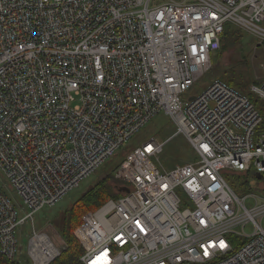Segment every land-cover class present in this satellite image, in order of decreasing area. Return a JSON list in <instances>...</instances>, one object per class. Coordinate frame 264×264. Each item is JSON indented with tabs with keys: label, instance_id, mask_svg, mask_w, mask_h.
<instances>
[{
	"label": "built area",
	"instance_id": "1",
	"mask_svg": "<svg viewBox=\"0 0 264 264\" xmlns=\"http://www.w3.org/2000/svg\"><path fill=\"white\" fill-rule=\"evenodd\" d=\"M227 23L264 43V0H0V172L22 203L0 185L1 257L24 264L18 227L162 112L173 133L126 151L119 196L82 215L81 264H264L262 113L220 78L185 95ZM250 88L264 101V77ZM179 134L196 157L167 167ZM225 169L254 188L238 195ZM65 249L28 238L30 264Z\"/></svg>",
	"mask_w": 264,
	"mask_h": 264
},
{
	"label": "rangeland",
	"instance_id": "2",
	"mask_svg": "<svg viewBox=\"0 0 264 264\" xmlns=\"http://www.w3.org/2000/svg\"><path fill=\"white\" fill-rule=\"evenodd\" d=\"M241 33L243 37L240 40L230 43L224 50L218 49L212 53L210 69L206 73H203L195 84L185 92L186 96L189 97L199 94L209 85L213 78L223 79L221 77L223 72L237 62L240 63L243 74L250 77L251 82L255 81L254 83H257V81H260L264 77V43H259L250 35ZM251 82L247 90H245V93L254 101H262L251 91L250 86L253 83ZM172 133L173 125L170 122V118L162 112L157 113L146 125L131 136L113 156L108 158L94 173L86 177L80 183L79 187L66 194L56 205L39 210L33 215L32 219H28L23 225L19 226L16 231V236L19 240V256H21L24 264H30L27 255V245L28 238L33 229L44 232L56 247L61 248L64 246L67 249L68 245L62 233V223L73 202L98 181L109 174H114L126 151L140 145L153 135L166 139ZM195 157V152L181 134L170 139L160 155L161 162L167 167L190 162ZM223 174L229 185L238 195H242L247 189L254 188L255 182L257 181V178L252 173H241L231 169H225ZM110 182L113 191L117 192V186L115 187V185L119 181L114 178ZM243 182H246L247 187L243 186ZM0 185L17 207L22 205L21 199L9 187L7 180L1 172ZM245 231L246 233H251L252 229L246 228Z\"/></svg>",
	"mask_w": 264,
	"mask_h": 264
},
{
	"label": "trees",
	"instance_id": "3",
	"mask_svg": "<svg viewBox=\"0 0 264 264\" xmlns=\"http://www.w3.org/2000/svg\"><path fill=\"white\" fill-rule=\"evenodd\" d=\"M241 32L242 31L237 27L227 23L224 26L223 32L220 36L219 50H224L230 43L240 40L243 37ZM221 77L223 78V81L243 92L247 90V87L251 82L250 77L243 74L239 62L232 64L228 70L223 72ZM252 82L254 83L255 81ZM255 104L263 116V121L257 129V131L260 132L261 130H264V101H255ZM111 179H114L113 174L107 175L73 202L70 209L67 211L66 218L62 223V233L68 247L61 252V254L52 262V264H81L79 257L88 248V240L80 229L82 215L87 211L95 210L108 198L119 196L120 193L118 191H113V187L110 182ZM118 183L115 185V187L117 186V190ZM0 264L20 263L8 262L0 256Z\"/></svg>",
	"mask_w": 264,
	"mask_h": 264
},
{
	"label": "water",
	"instance_id": "4",
	"mask_svg": "<svg viewBox=\"0 0 264 264\" xmlns=\"http://www.w3.org/2000/svg\"><path fill=\"white\" fill-rule=\"evenodd\" d=\"M257 177H260V175L257 174ZM119 190H120V191L128 192L129 189H128L127 187H121Z\"/></svg>",
	"mask_w": 264,
	"mask_h": 264
}]
</instances>
